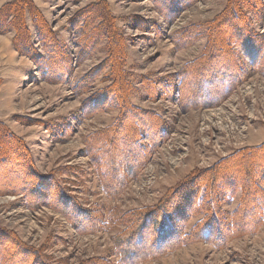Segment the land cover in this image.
<instances>
[{
    "label": "rangeland",
    "instance_id": "obj_1",
    "mask_svg": "<svg viewBox=\"0 0 264 264\" xmlns=\"http://www.w3.org/2000/svg\"><path fill=\"white\" fill-rule=\"evenodd\" d=\"M252 190L264 0H0V264H264Z\"/></svg>",
    "mask_w": 264,
    "mask_h": 264
},
{
    "label": "trees",
    "instance_id": "obj_2",
    "mask_svg": "<svg viewBox=\"0 0 264 264\" xmlns=\"http://www.w3.org/2000/svg\"><path fill=\"white\" fill-rule=\"evenodd\" d=\"M153 131H155V130H152V132ZM253 157H251V159H252ZM225 164V163H224ZM205 175H208V174H202V175H200L199 176V179H200V185H199V187L198 188H195L194 189V191H193V188H191V190H190V193L193 195L192 196V198H197V200L198 201H202V199H201V191H202V188H203V185L204 184H206V183H208V181L210 180V179H212V178H210L209 177V175L208 176H206L205 177ZM205 177V178H204ZM189 182V181H188ZM257 183V184H256ZM259 182H255V184L257 185V186H259V184H258ZM243 186H242V185ZM225 186H226V184H224ZM234 185V184H233ZM236 185V184H235ZM180 186V185H179ZM178 186V187H179ZM224 186V187H225ZM230 186H232V184H229V186H227L229 189H230ZM240 186H242V187H244V188H246L247 186H246V184L245 183H240ZM232 188V187H231ZM234 189V188H233ZM189 190V189H188ZM189 192V191H188ZM195 192V193H194ZM247 192V191H246ZM216 199H217V201H219L220 200V198L218 197V196H216V197H214V201H216ZM197 202V201H196ZM167 204H168V206L170 205V203L167 201ZM195 205H197L196 203L195 204H193V205H191V206H195ZM191 206H190V208H191ZM174 207V206H173ZM174 208H176V207H174ZM263 208H264V198L259 194V193H257L256 191H254L253 192V190L251 191V193L250 194H248V196L247 197H245V206H244V209L246 210V212H250L251 213V221H255V222H253L252 223V226L253 225H258V223H257V220H259L260 218H261V216H262V213H263ZM195 211H197V209H195V208H191V211H187V213H186V215H187V218L189 217V214H190V212H191V214H194V213H192V212H195ZM141 215V218H143L142 217V213L140 214ZM161 216H160V218H159V215H158V218H156L155 220H153V222L155 223V228H156V230H157V233H156V237L158 238L157 239V241H159V239H161V238H163V237H165V235H167V234H172V233H174L175 234V227H174V225L173 224H171L172 223V219H171V215L168 213V212H166V211H163V212H161V214H160ZM186 218V219H187ZM89 220H90V218H89ZM91 221V220H90ZM250 221V222H251ZM152 222V223H153ZM185 224H186V221H185ZM243 224H244V222H243ZM250 223H248V225H249ZM154 225V224H153ZM173 225V226H172ZM252 226H250V227H252ZM249 227V228H250ZM229 228H227V230H228ZM151 234H153L152 232H151ZM196 234V233H195ZM210 235V232L209 231H207V232H205L204 233V236L206 237V238H204V239H208L207 237ZM151 240H154V238L153 239H151ZM155 240H156V238H155ZM156 241V242H157ZM30 254V253H29ZM30 259V258H29ZM31 261V260H30ZM29 262V261H28ZM38 262V261H37ZM30 264H32L31 262H29ZM43 263V262H42ZM36 264H38V263H36ZM39 264H41V263H39ZM44 264V263H43Z\"/></svg>",
    "mask_w": 264,
    "mask_h": 264
}]
</instances>
